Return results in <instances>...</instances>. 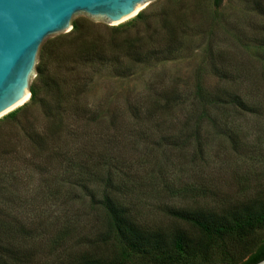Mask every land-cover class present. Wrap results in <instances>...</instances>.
<instances>
[{
  "label": "rangeland",
  "instance_id": "rangeland-1",
  "mask_svg": "<svg viewBox=\"0 0 264 264\" xmlns=\"http://www.w3.org/2000/svg\"><path fill=\"white\" fill-rule=\"evenodd\" d=\"M87 40L113 49L115 72L73 66ZM43 51L64 109L54 130L35 71L37 96L0 118V264H240L255 251L264 224L214 237L169 211L264 210V0H155L119 25L85 17ZM87 173L98 200L106 192L156 234V250L124 251L113 231L103 239Z\"/></svg>",
  "mask_w": 264,
  "mask_h": 264
},
{
  "label": "water",
  "instance_id": "water-1",
  "mask_svg": "<svg viewBox=\"0 0 264 264\" xmlns=\"http://www.w3.org/2000/svg\"><path fill=\"white\" fill-rule=\"evenodd\" d=\"M155 0H0V118L29 95L43 43L85 17L119 25ZM70 30V31H69ZM243 264H264V251Z\"/></svg>",
  "mask_w": 264,
  "mask_h": 264
},
{
  "label": "trees",
  "instance_id": "trees-1",
  "mask_svg": "<svg viewBox=\"0 0 264 264\" xmlns=\"http://www.w3.org/2000/svg\"><path fill=\"white\" fill-rule=\"evenodd\" d=\"M222 3V0H213L214 7L218 8L220 4ZM138 18H141V15L137 16ZM60 39V38H58ZM131 44H127L129 46ZM113 48H117L116 45H112ZM126 47V46H125ZM47 47H44L43 50H45ZM76 56L75 60L73 61V66L77 65H88L89 69L93 72L97 69H104L105 67L111 66L113 71L115 72L118 69V61L116 57H114L113 49H106L105 47H100L99 45H96L95 43L87 40L82 41L79 44H76ZM112 48V47H111ZM124 48V47H123ZM46 51V50H45ZM45 53V54H44ZM49 54L47 51L39 54V64L36 66V73L37 78L40 81L42 87H43V96L40 98V101L42 103V109L44 115L48 118V120L51 122V127L56 130V128L60 125V115L64 109L63 103V89L62 85L57 79L58 76L56 75V71L52 72L48 70L47 67V60L46 55ZM60 59V56H55V61L58 63ZM60 65V64H58ZM76 89L83 90V86L75 85ZM31 91V100H34V98L37 96V91L30 89ZM78 95H80V92H77ZM238 98V97H236ZM239 99V98H238ZM76 100V98H75ZM215 100L218 102L217 105L219 106L220 110H226L227 106L230 104L225 102L223 99H220V97H215ZM237 100V99H236ZM235 100V102H236ZM224 102V103H223ZM204 114H207L205 111H203ZM82 167V166H81ZM80 165H72V162H70L69 165H67L66 170L70 171V169H77L78 174L76 175L77 178L82 179V173L79 171L81 169ZM83 168V167H82ZM88 177L86 180H89V186H93L96 189V192L93 193L92 191L88 190L90 187H82V189L85 190V192L88 194L90 198V204L92 206L99 207L106 215L107 217V226H106V235H101L104 240H107L108 238L106 236H109L111 231L114 232L115 239L121 246V248L124 251L130 250V251H144L145 247L147 245L151 246V250L157 249L160 241L159 239H155L152 236H155L156 234H143L142 231L139 229L137 224L134 221V218L129 217L125 208L121 206L120 204H117L111 197H109L106 192L101 193V200L97 199V191L98 186L97 184L99 182V178L93 174L87 173ZM107 181L105 183H108V187L111 186V178H106ZM89 187V188H88ZM92 189V187H91ZM99 192V191H98ZM245 211L240 212L237 219L234 220H226L224 219V216H214L211 214H206L202 212H190L188 210L185 211H169V215L172 216V218L180 219L185 221L186 223H190L194 225L195 227L199 228L204 234L208 236H214V237H223L226 235H229L230 233H235L238 235H244L247 233H250L260 225L264 224V210L255 213L252 211L251 208L245 207ZM235 213V212H234ZM7 231V229H6ZM158 237V236H157ZM156 242V243H155ZM174 249L180 252H184L187 249V243L184 242L180 237H177L172 242ZM143 248V249H142ZM264 251V240L256 247L255 251L250 254V256L243 261L240 264H243L256 254ZM12 252V251H11ZM24 256L22 257V259ZM19 260V259H17ZM26 261V260H24ZM23 262L20 261L19 264ZM81 264H89L82 262ZM94 264V263H91Z\"/></svg>",
  "mask_w": 264,
  "mask_h": 264
},
{
  "label": "bare ground",
  "instance_id": "bare-ground-1",
  "mask_svg": "<svg viewBox=\"0 0 264 264\" xmlns=\"http://www.w3.org/2000/svg\"><path fill=\"white\" fill-rule=\"evenodd\" d=\"M26 100V99H25Z\"/></svg>",
  "mask_w": 264,
  "mask_h": 264
}]
</instances>
